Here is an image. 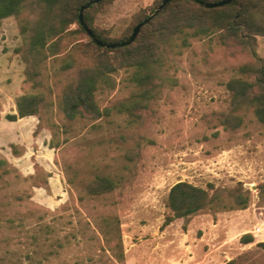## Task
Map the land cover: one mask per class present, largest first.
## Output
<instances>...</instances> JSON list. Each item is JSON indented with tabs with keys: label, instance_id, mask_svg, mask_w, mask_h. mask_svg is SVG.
Masks as SVG:
<instances>
[{
	"label": "rangeland",
	"instance_id": "374dc122",
	"mask_svg": "<svg viewBox=\"0 0 264 264\" xmlns=\"http://www.w3.org/2000/svg\"><path fill=\"white\" fill-rule=\"evenodd\" d=\"M153 0H113L99 8L93 25L117 38ZM28 16L23 12L20 17ZM21 20L0 22V264H264V126L250 111L241 125L225 129L226 81L254 56L216 35L191 38L165 53L159 93L140 113L118 110L137 92L128 74H112L113 87L97 91L109 113L96 120L64 118L63 86L75 76L61 58L75 42L66 39L57 59L48 57L38 86L25 76ZM75 26H71L74 28ZM255 54L264 59V36ZM42 92L47 106L17 118L16 98ZM11 145H15L14 153ZM115 188L100 196L84 187L94 176ZM187 181L227 191L238 182L249 191L243 209L193 214L161 228L169 188ZM212 192V191H210ZM244 234L252 241L242 243Z\"/></svg>",
	"mask_w": 264,
	"mask_h": 264
},
{
	"label": "trees",
	"instance_id": "16d2710c",
	"mask_svg": "<svg viewBox=\"0 0 264 264\" xmlns=\"http://www.w3.org/2000/svg\"><path fill=\"white\" fill-rule=\"evenodd\" d=\"M89 0H0V22L9 16L21 20L22 44L17 49L25 62L27 80L38 86L42 66L48 57L57 59L61 44L66 39L85 38L71 45L61 58L63 70L73 68L75 76L62 88L58 107L64 118L96 120L108 108L101 109L96 93L113 87L112 74L123 70L137 92L127 102H120L118 110L125 113H140L148 109L159 93L160 70L165 53L189 45L191 38L216 35L221 43H234L249 50L254 61L243 63L236 69L237 74L226 83L229 93V107L220 113L219 120L225 129H236L242 123L240 113L250 111L264 126V59L257 56L254 45L257 36H264V0H231L229 3L204 7L197 0H170L140 27L135 38L125 46L102 47L95 44L79 23L78 12L81 5ZM113 0H101L83 10L82 16L87 27L97 40L105 43H120L131 34L134 26L143 21L161 2L153 0L148 9L135 13L130 25L117 38L109 36L105 29L93 25L96 12ZM215 2L219 0H201ZM25 12L28 16L20 17ZM75 26L71 28V26ZM16 113L7 114L8 120L29 115H37L47 106L42 92H29L15 100ZM17 153L15 145H11ZM4 158H0V169L8 172ZM115 188L114 181L106 175H96L84 190L90 196H100ZM258 195L264 202V181L257 185ZM212 191V192H210ZM223 189L202 188L187 181H178L168 190L166 213L161 228L177 218L183 219L186 227L193 214L206 210L224 208L243 209L249 200V191L238 182L227 191L231 203L223 200ZM242 243L252 241V236L244 234ZM264 245V243H261Z\"/></svg>",
	"mask_w": 264,
	"mask_h": 264
},
{
	"label": "water",
	"instance_id": "95a60500",
	"mask_svg": "<svg viewBox=\"0 0 264 264\" xmlns=\"http://www.w3.org/2000/svg\"><path fill=\"white\" fill-rule=\"evenodd\" d=\"M101 0H89L86 3H84L83 5L80 6L79 8V12H78V19H79V23L82 26V28L84 29V31L87 33V35L90 37V39L97 45L102 46V47H118V46H125L128 45L137 35V33L140 30V27L147 23V21L152 18L156 13L159 12V10L163 7V5L165 3H167L170 0H161V2L154 8V10L148 15L147 18H145L143 21L137 23L134 28L131 31V34L129 35V37L124 40L123 42L120 43H105L102 42L100 40H97L96 37L94 36V34L92 33V31L87 27V25L85 24L84 20H83V16H82V12L84 9H86L87 7H89L90 5L97 3ZM198 3L204 7H216V6H221L224 4L229 3L231 0H219V1H215V2H204L201 0H197Z\"/></svg>",
	"mask_w": 264,
	"mask_h": 264
}]
</instances>
